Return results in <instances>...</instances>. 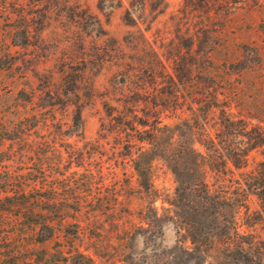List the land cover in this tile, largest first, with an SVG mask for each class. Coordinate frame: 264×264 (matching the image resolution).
<instances>
[{
	"label": "rangeland",
	"instance_id": "rangeland-1",
	"mask_svg": "<svg viewBox=\"0 0 264 264\" xmlns=\"http://www.w3.org/2000/svg\"><path fill=\"white\" fill-rule=\"evenodd\" d=\"M144 90L151 191L98 135ZM260 138L264 0H0V264H264Z\"/></svg>",
	"mask_w": 264,
	"mask_h": 264
},
{
	"label": "trees",
	"instance_id": "trees-1",
	"mask_svg": "<svg viewBox=\"0 0 264 264\" xmlns=\"http://www.w3.org/2000/svg\"><path fill=\"white\" fill-rule=\"evenodd\" d=\"M172 82L176 83L173 77ZM151 95L152 93L149 90H144L143 92H136L135 98L132 96L135 103L140 102L141 100L145 104V106L140 110L142 111V114H140L139 109L136 107L137 104H132L133 100L131 102H126L123 110H120L115 106H109L107 108V121L101 124L98 132L99 139H106L111 136L116 140V146H114L115 149L118 148L120 151H126L124 154V161L125 159H128V162L125 161L124 164L127 165L130 161H132V164L130 165H132V167L134 166L139 174L143 176L144 185L149 189V191L153 188L152 168L155 158H151L150 161L146 162V164H142L138 162V155H144L149 153L150 150H154V144L157 142V138L162 131V128L168 125L164 122V117L162 116L164 110L166 109V105L161 102V100L159 101L156 98H150ZM171 95L173 94L171 93ZM174 107L175 109L177 108V106ZM75 125L79 126V123L76 122ZM215 140L216 139L210 137L207 142H200V144L212 150L216 148ZM258 141L259 143H264V138H260ZM230 159L238 166L242 163L236 154L231 155ZM226 164L227 162H222L220 163V166L223 165L226 167ZM223 172L225 173V171ZM8 181L11 183V180ZM197 185L202 191L207 192L208 195L210 194L211 188L209 187L206 179H198ZM246 185L249 187L257 185V187H262L263 184H261V182L257 179L251 178L246 180ZM6 189V197L11 196L10 192H12V194L19 193L17 188H14V186L10 184H8ZM215 198H218V196H215ZM47 223H44L43 226H47ZM51 237L52 235L49 234L44 238V240Z\"/></svg>",
	"mask_w": 264,
	"mask_h": 264
}]
</instances>
